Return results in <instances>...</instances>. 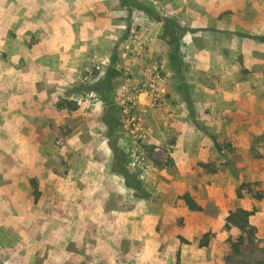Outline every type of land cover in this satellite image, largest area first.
<instances>
[{
  "label": "rangeland",
  "instance_id": "obj_1",
  "mask_svg": "<svg viewBox=\"0 0 264 264\" xmlns=\"http://www.w3.org/2000/svg\"><path fill=\"white\" fill-rule=\"evenodd\" d=\"M0 11V264L264 262V0Z\"/></svg>",
  "mask_w": 264,
  "mask_h": 264
},
{
  "label": "trees",
  "instance_id": "obj_2",
  "mask_svg": "<svg viewBox=\"0 0 264 264\" xmlns=\"http://www.w3.org/2000/svg\"><path fill=\"white\" fill-rule=\"evenodd\" d=\"M66 102L65 101L61 102L60 104H58V107H60V108L66 107L67 108L69 105H67ZM70 109H72V108H70ZM112 169L114 172L119 173L123 177L125 185L128 186L129 188H131L132 190H134L135 193L138 191H141L140 183L136 180L134 175L130 174L126 169L121 168L118 165L117 166L113 165ZM142 193L144 195L142 197H148V194H145L144 192H142ZM33 194L35 197H37L39 194L37 184L35 182L33 183ZM236 194L238 197H241V194L238 190H237ZM180 199L183 201V203L185 204V206L187 207L188 210H190V211H200L201 210L200 206L192 199V197L189 194L186 193V194L181 195ZM236 214H238L240 216L243 224L247 225V219L252 215V212L237 210ZM231 215L235 216L234 213ZM240 227L242 228L243 226L241 225ZM254 264H264V262H255Z\"/></svg>",
  "mask_w": 264,
  "mask_h": 264
},
{
  "label": "crops",
  "instance_id": "obj_3",
  "mask_svg": "<svg viewBox=\"0 0 264 264\" xmlns=\"http://www.w3.org/2000/svg\"><path fill=\"white\" fill-rule=\"evenodd\" d=\"M3 15L8 16V13H7L6 11H5V12L0 11V16H3ZM0 48H1V49L5 48L4 43H1V44H0ZM32 94H33V93H31L30 95H32ZM36 96L39 97V94L37 93ZM41 97H42V96H41ZM221 152H222V151H221ZM196 154H198L197 159H200L201 161H205L206 155H205V153H204L201 149H199L198 153H196ZM186 157H187V156H186ZM186 157L184 156L183 158L185 159ZM211 189H212V188H211ZM211 191H213V190H211Z\"/></svg>",
  "mask_w": 264,
  "mask_h": 264
},
{
  "label": "built area",
  "instance_id": "obj_4",
  "mask_svg": "<svg viewBox=\"0 0 264 264\" xmlns=\"http://www.w3.org/2000/svg\"><path fill=\"white\" fill-rule=\"evenodd\" d=\"M96 69H97V67L95 68V71H96ZM92 71H93V70L89 71V75H92V74H93Z\"/></svg>",
  "mask_w": 264,
  "mask_h": 264
}]
</instances>
